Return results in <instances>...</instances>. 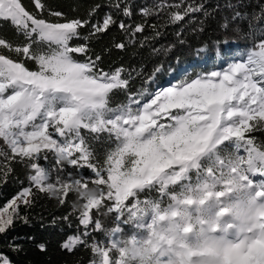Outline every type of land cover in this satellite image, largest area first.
<instances>
[{
    "label": "snow or ice",
    "instance_id": "1",
    "mask_svg": "<svg viewBox=\"0 0 264 264\" xmlns=\"http://www.w3.org/2000/svg\"><path fill=\"white\" fill-rule=\"evenodd\" d=\"M34 3L39 13L26 10L21 0H0V19L10 21L26 41L13 47L0 39V48L14 51L37 65V70H29L23 61L0 54V139L8 149H0V183L10 178L15 165H23L28 170L29 181L28 187L0 208V235L13 228L17 220L28 222L20 209L21 205L31 206L35 191L54 196L61 204L69 193H75L82 209L79 215V223L85 229L82 236L100 231L106 238L112 237L107 238L108 245L104 247L99 241L91 243L97 257L95 264H120L119 254L114 249L119 243L116 234L122 231L120 225L128 224L142 213L133 211L132 201L137 189L151 184L161 174L184 172L185 165L210 144L237 141L245 146L248 156L264 160V142H258L251 135L264 131V30L250 34L253 46L246 50L243 59L225 54L219 67L205 68L194 74L185 69L167 85L156 84L149 91L161 72V66H157L134 92L131 72L123 67L105 70L101 57L93 58L87 44H71L81 37V30L86 26L90 27V32L85 40L116 25V16L132 17L130 4L113 0L111 7L116 12L105 14L102 23L91 24L99 5L93 6L86 18L69 19L61 12H49L48 15L55 18L49 19L42 14L45 11L42 0H34ZM201 12L205 17L210 15L203 3H183L182 0V3L172 4L159 0L152 7L141 9L145 20L140 24L133 27L120 20L119 27L132 42L137 33L149 26L148 17H159L163 13L167 17L165 24H176L190 14ZM239 16L236 12L233 19ZM202 24L203 21L201 31ZM161 26L150 25L154 36L143 37L141 44L161 35L158 30ZM223 27L227 28L228 24ZM39 42H46L48 50L40 51ZM114 46L126 47L125 43ZM75 54L85 59L78 60ZM115 91L126 92L127 102L118 107L110 106ZM82 130L92 134L91 137L85 136ZM102 134L107 135L113 146L101 160L90 139H100ZM50 153L59 166L55 176L51 167L40 163L47 161ZM65 163L76 169H90L93 175L68 173L62 176L60 172ZM241 179L247 181L248 177ZM90 188H97L102 198L86 201L83 192ZM225 196L223 190H207L202 198H188L183 204L203 206L209 199L220 200ZM256 196L264 198V191L257 192ZM76 206L74 203L73 208ZM93 210L100 215L114 214L111 232L91 214ZM228 213L229 209L224 208L218 215ZM236 215L246 227L234 243L193 247L168 241L167 246L159 247L154 264H264V209L254 212L249 209L247 213L237 212ZM172 216L168 230L178 238L181 232L203 233L206 221L199 214L174 211ZM82 236H69L62 248L71 252L77 245L87 244ZM39 247L45 250L44 245ZM113 250L114 257L110 256ZM0 262L10 264L2 256Z\"/></svg>",
    "mask_w": 264,
    "mask_h": 264
},
{
    "label": "trees",
    "instance_id": "2",
    "mask_svg": "<svg viewBox=\"0 0 264 264\" xmlns=\"http://www.w3.org/2000/svg\"><path fill=\"white\" fill-rule=\"evenodd\" d=\"M42 2L45 5V11L42 14L49 19H55L48 15L49 12H61L69 19L86 18L90 9L99 5L96 15L90 21L91 24H95L102 23L105 14L116 12L111 7L113 0H42ZM124 2L132 6V17L116 16V25L87 40L84 37L89 36L90 27L86 26L81 30V37L73 40L71 44L73 46L87 44L93 58L96 55L101 57L102 67L105 70L123 67L126 72H131L133 75L131 86L134 92L140 89L143 78L152 73L157 66H161V72L157 74V80L149 87V91L156 84L167 85L175 77H179L185 69L194 74L205 68L217 67V64L224 60L225 54L239 59L248 48L253 46L250 34L257 30H264V0H183V3H203L210 15L205 17L202 12L193 13L176 24H165L164 20L167 17L163 13L159 17H148L146 21L149 26H146L144 32L137 33L136 37L132 38V42H129L130 37L120 29L119 21L124 20L126 24L133 27L140 24L145 20L141 15V9L152 7L159 0H124ZM167 2L176 4L182 3V0H167ZM21 3L31 13L40 12L36 9L34 0H21ZM236 12H239L240 16L233 19ZM257 15L259 19H254ZM201 21H203L202 31L200 30ZM225 23L228 24L227 28L223 27ZM153 24L163 25L158 29L161 35L141 44L143 37L154 36V31L150 27ZM0 39L11 43L13 47L26 43L16 27L10 21L3 19H0ZM181 40L183 43L180 42ZM225 40L227 42L222 43ZM117 43H125L126 47L119 49L114 46ZM38 47L42 52L48 50L46 42H39ZM0 54L23 61L29 70H37L34 61L17 56L14 51L0 48ZM75 58L85 59L78 54H75ZM136 73L141 75L137 76ZM127 99L126 92L115 91L112 94L110 106L118 107L126 103ZM82 132L85 136L92 135L86 130ZM251 135L258 142H264V131L253 132ZM90 142L101 160L106 151L113 146L106 134H102L100 139H90ZM0 149L8 150L2 139H0ZM244 149L245 146L237 141L219 143L204 154L196 166L190 167L178 178L173 177L180 173L171 172L167 174V179H157L137 189L132 201L135 204L133 211L151 213L150 223L155 220L156 211L162 213L191 211L194 215L199 214L206 221L205 225L210 226V214L215 208L212 200L206 201L203 206L191 207L184 205L183 200L188 198L198 200L207 190L228 191L231 188L232 190L228 191L229 200L248 201L252 196L250 190L258 192L259 188L249 180L247 175V169L243 163ZM253 158L255 169H264V160L255 156ZM40 163L51 167L53 176L57 174L59 166L55 164L51 153L47 161L41 160ZM14 167L15 170L10 178L0 183V208L29 186L28 170L23 165ZM68 173H73V176L78 173L86 177L93 175L90 169H76L65 163L60 174L66 176ZM244 176L248 177L247 181L241 179ZM74 203H77L75 193H69L65 203L61 204L56 197L35 191L31 206L21 205L20 209L21 215L28 217V222L17 220L13 228L0 235V256L6 257L10 264H95L97 257L91 250V243L99 241L101 247H104L108 245L107 238L100 231L91 232V225L89 226L91 234L87 237L82 236L85 229L79 223L80 211L73 208ZM91 214L99 218L105 227L114 226V214L100 215L96 210H93ZM65 217L68 219L65 220ZM138 219L143 220L145 217L139 216ZM135 221L131 226L120 225L122 231L133 236H141L143 231L134 227ZM216 228L222 229V227ZM73 235H81L88 243L77 245L69 252L62 248V244ZM12 245H18V247L14 248ZM40 245H44L45 250L41 251ZM110 256H115L114 250L110 252Z\"/></svg>",
    "mask_w": 264,
    "mask_h": 264
},
{
    "label": "rangeland",
    "instance_id": "3",
    "mask_svg": "<svg viewBox=\"0 0 264 264\" xmlns=\"http://www.w3.org/2000/svg\"><path fill=\"white\" fill-rule=\"evenodd\" d=\"M243 58L244 54L239 57V59ZM220 64L221 63L217 64V67H219ZM218 144H210L205 149V151H203L194 160L190 161L185 165L186 170L184 172L174 175L173 178H178L179 176L184 174L190 167L196 166L200 158ZM242 154L243 163L245 165V168L247 169V175L249 177V180L257 185V187L259 188L258 192L264 191V169H255V160L253 156H248L246 154L245 149L243 150ZM167 174L168 173L161 174V176L157 179H167ZM224 191L226 192V196L224 198H221L220 200H216L215 198L209 199L212 200L215 204V208H213L214 210L212 214H210L211 225H205V227H203L204 231L202 234L197 231L191 241H186L189 246H193L194 244L195 246H201L210 244L225 245L228 243H234L246 227V224L243 222V220L237 218L236 213L239 212L241 214H244L247 213L249 209H251L253 212L256 210L264 209V198H258L256 196L257 190H250L252 196L248 201L245 202H234L232 200H229L228 191ZM224 208L229 209V213L224 216H219V212ZM148 223H150V220H142L137 218L134 227L143 231ZM213 227H222V229H217L214 232L212 231ZM163 230L165 232H169L168 227Z\"/></svg>",
    "mask_w": 264,
    "mask_h": 264
},
{
    "label": "clouds",
    "instance_id": "4",
    "mask_svg": "<svg viewBox=\"0 0 264 264\" xmlns=\"http://www.w3.org/2000/svg\"><path fill=\"white\" fill-rule=\"evenodd\" d=\"M83 197L86 201L99 200L102 198L97 188L85 190L83 192ZM76 209L79 211L82 210L79 202H77ZM172 213L173 212L162 213L156 211L155 223H148L143 230L142 236H133L123 231L117 233L116 235L119 239V243L114 245V249L119 254L120 264H154V259L161 245L167 246L168 241H172V244H187L186 241H191L196 231L191 233L181 232V238H178L172 232H165L163 230L167 228L169 222L174 219ZM139 216H144L146 220H151V213H138L137 217H133L129 220L128 225L131 226ZM161 217H163V219H161ZM148 225H151V227H148ZM113 227L114 226L108 227L109 232L112 231ZM107 238L111 239L112 237L108 235Z\"/></svg>",
    "mask_w": 264,
    "mask_h": 264
}]
</instances>
